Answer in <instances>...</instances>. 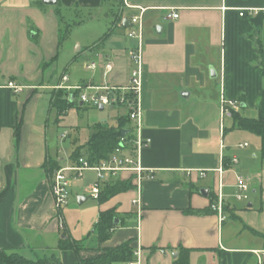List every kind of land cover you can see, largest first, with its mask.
<instances>
[{"label": "crops", "instance_id": "obj_1", "mask_svg": "<svg viewBox=\"0 0 264 264\" xmlns=\"http://www.w3.org/2000/svg\"><path fill=\"white\" fill-rule=\"evenodd\" d=\"M40 1L0 0V246L30 258L53 251L62 264H79L80 257L96 256L99 247L133 239L136 264H174L180 248L191 249V264H264V158L261 151L253 156L238 153L250 144L233 138L247 130L235 128L232 116L222 110L223 102H234L232 108L241 114L252 110L264 120V0ZM67 9L87 13L85 19L112 15L114 29L78 45L58 72L59 51L68 40L59 45V21ZM127 9L133 12L131 18L124 17ZM173 12L177 18L167 16ZM134 16L142 17L141 127L151 139L140 161L153 177L138 181L131 172H122L120 179L133 177L134 187L104 203L93 197L89 216L84 213L80 220L89 234L79 238L66 224L75 210L71 199L61 228L43 164L53 158L71 166V158L61 161L58 138L79 134L86 125L90 136V123H109L85 104L58 121L41 90L127 86L135 67L131 53L140 43L139 36L128 35L131 28L138 29L131 24ZM108 60L110 71L105 68ZM93 62L97 66L89 68ZM9 82L23 86L22 91L10 88ZM56 125L63 127L60 134ZM71 143L73 151L78 138ZM226 157L231 161L225 167ZM200 170L206 173L203 177ZM239 175L256 193L248 204L236 198ZM95 180L90 174L85 177L80 205L92 197ZM219 197L222 213L211 207ZM110 209L117 213L119 226L100 244L95 225L100 213ZM67 237L83 244L79 255L59 249Z\"/></svg>", "mask_w": 264, "mask_h": 264}, {"label": "trees", "instance_id": "obj_2", "mask_svg": "<svg viewBox=\"0 0 264 264\" xmlns=\"http://www.w3.org/2000/svg\"><path fill=\"white\" fill-rule=\"evenodd\" d=\"M43 4L42 1H40ZM59 4L58 3L56 5ZM114 27H110L105 35H109ZM70 25L67 24L65 32L60 31V44L68 38ZM67 33V34H66ZM46 63L45 65H47ZM264 70V59H263ZM80 91L68 92L66 89H53L50 91V106L55 109L58 118L65 115L72 108H86L84 104L77 99ZM240 103H243L240 102ZM88 106V105H87ZM116 105H113L115 108ZM92 107V106H88ZM233 125L237 129L247 130L257 134L261 139V156L264 158V120L241 114L238 110L232 109ZM128 114L120 115L118 117L117 125H109L103 122H96L92 125V132L84 145L76 147L72 154V165L78 164L80 158H85L91 165L100 164L104 160L111 158L116 148L120 145L122 137L130 140L133 137L128 126L130 122ZM20 122L15 127L14 136V156H17L19 141H20ZM127 130V131H125ZM125 132V133H124ZM230 158L224 159V166H228ZM63 165L57 159L48 158L43 164L46 174L52 179L55 171L61 169ZM134 187L133 177L128 179H111L105 181L97 198L99 203H104L113 196L126 192ZM226 210V207H225ZM117 213L113 210H106L100 213L99 219L95 225L98 234L99 243L108 240L113 234L114 230L119 226L115 224ZM258 232V231H257ZM260 233V232H258ZM261 234V233H260ZM264 237V234H261ZM83 244L70 238L62 239L59 249L74 250L78 255L83 249ZM99 253L94 257L79 258V264H129L135 260L134 240H127L117 246L113 247H99ZM191 249L180 248L177 257L174 259V264H191L190 263ZM52 261H57V264H62L55 252L46 254L44 256H36L30 258L20 250L6 248L0 246V264H50Z\"/></svg>", "mask_w": 264, "mask_h": 264}, {"label": "built area", "instance_id": "obj_3", "mask_svg": "<svg viewBox=\"0 0 264 264\" xmlns=\"http://www.w3.org/2000/svg\"><path fill=\"white\" fill-rule=\"evenodd\" d=\"M177 12L168 14V17L177 18ZM133 26H137V30L131 28L128 35L129 37L140 38V43L132 50L131 59L135 63V67L131 72L130 83L127 86H112L104 87L101 91L99 87H87L83 92H80L77 99L85 105L99 108L100 106H124L127 109V114L130 120L134 123V126L130 129L133 137L130 140L122 137L120 145L116 148L115 152L110 159L102 161L100 164L91 165L85 158H80L79 163L71 166L62 167L55 171L51 179V190L54 196L55 208L57 216L62 220L61 228L65 227L63 223V210L69 205L71 199L70 183L73 179L81 176L86 170H94L96 172V180L91 185V196L94 198L99 197L102 184L111 179H117L121 177L122 172L129 171L134 174L138 181H141L144 177H153L152 174L146 173V170L141 165L140 155L146 146L151 142L150 138L144 137L142 133V105H141V76L143 71V43H142V17L134 16L132 18ZM97 63L93 62L89 65V68L96 67ZM106 71H110L112 68V62L107 61L105 63ZM64 80L68 77L64 76ZM8 86L14 89L16 92L22 91L23 86L14 82H9ZM79 89V88H78ZM90 89L91 91H87ZM238 105V104H237ZM234 102H223V113L232 116V107H235ZM114 108V107H113ZM68 132H64L62 137L65 138ZM245 145H247L245 143ZM127 151L126 154L123 152ZM237 162V158H234ZM66 171H70L71 174H67ZM204 170L199 171V176L205 175ZM250 185L248 180L239 175L237 178V192L236 198L239 200H248L250 198ZM213 210L222 213L223 201L219 197L218 200L211 205ZM221 220H223L221 216ZM139 254V253H137ZM129 264H136V261Z\"/></svg>", "mask_w": 264, "mask_h": 264}, {"label": "rangeland", "instance_id": "obj_4", "mask_svg": "<svg viewBox=\"0 0 264 264\" xmlns=\"http://www.w3.org/2000/svg\"><path fill=\"white\" fill-rule=\"evenodd\" d=\"M87 13H81L79 12L78 14L74 10H63L61 12V16L63 17L61 21H59L63 32H65L67 24L70 25V31L68 32V40L65 42V46L63 49L59 51V56H58V72L64 69L66 67L67 63L70 61L73 53L77 49L78 45H87L89 41H94L97 40L99 37H101L107 30L108 28L111 27L112 25V20L113 16L112 15H103L100 16V18L97 19H85L87 18ZM117 16V14H115ZM133 15V12L130 10H125L124 17L126 18H131ZM85 19V20H84ZM80 21V23H79ZM82 21V22H81ZM126 31V29H122ZM67 34V33H66ZM67 39V38H66ZM83 60H86V58H83ZM53 89H61L60 87H52L50 89H42L41 93L43 95V102H46L47 105L49 104L50 100V91ZM92 113H96L99 115V120L101 121H107L110 125H115L116 122L118 121V117L122 114H126L127 109L124 106H117L116 108L112 109L111 106H106L103 111H100L98 108H93L91 109ZM55 112V109H53ZM245 114L252 115L253 117H257V114L255 111H244ZM54 120V119H53ZM52 120V121H53ZM59 121V118H58ZM53 124V123H52ZM92 124L90 123V127ZM56 129H58V134L63 130V127L56 125ZM90 129L88 125L83 126L80 129V133L77 134V132H72V135L69 136L68 138L64 139H59L57 140V145L60 150V155L63 158L61 161L68 163L69 158H71L72 154V140L77 137L78 138V145H84L88 138H89V132ZM65 130V129H64ZM68 132V131H66ZM246 133H242L243 137L237 136L233 138V140L238 143L240 140H246L249 142V146L246 147L242 151H238V153L241 155L243 154L246 156H253L254 153H259L261 151V139L260 137L252 132H247V131H242ZM69 133V132H68ZM56 138H57V133H56ZM61 138V137H60ZM59 141V143H58ZM74 146V147H76ZM241 148L237 147L236 150H239ZM72 151V152H71ZM124 154L127 153V151L123 152ZM260 158V156H258ZM243 163V162H241ZM67 174H71L70 171H66ZM96 177V172L94 170H87L84 171L83 174L76 179H73L70 183V190L72 193L71 197V204L74 206V211L69 214V217H67V227L71 231L73 235L76 237H83L84 236V228L81 227V218L84 213H88V216L91 211V206H92V198L89 199L88 202L84 204H79L78 203V196L83 194L81 187L86 184L85 182V177L87 178L88 176ZM85 176V177H84ZM256 193H253L250 189V198L255 195ZM236 199V198H235ZM237 200V199H236ZM248 200L240 201L241 203L248 204ZM239 202V201H238ZM65 223V220H64ZM64 228V227H63ZM89 233L87 232L85 235H88ZM50 251L45 252L44 254H41L40 256H44L46 254H50Z\"/></svg>", "mask_w": 264, "mask_h": 264}, {"label": "water", "instance_id": "obj_5", "mask_svg": "<svg viewBox=\"0 0 264 264\" xmlns=\"http://www.w3.org/2000/svg\"><path fill=\"white\" fill-rule=\"evenodd\" d=\"M42 2H43L44 4H46V5H56L57 2H58V0H42ZM131 24H132V22H131ZM127 26H128V25H127V20L125 19V20L123 21V27H127ZM243 105H244V104H243ZM100 109L103 110V109H104V106H100ZM125 131H127V130H125ZM124 133H125V132H124ZM84 199H85V198H82V197H79V198H78L79 202H82ZM249 205H251V204H249ZM117 222H118V219H115V224H117ZM177 255H178V253L175 252V253H174V258H176Z\"/></svg>", "mask_w": 264, "mask_h": 264}]
</instances>
